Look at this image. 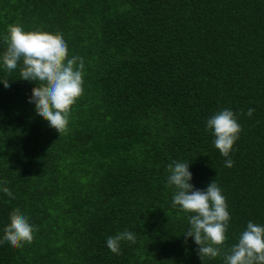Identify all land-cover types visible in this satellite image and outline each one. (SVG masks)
<instances>
[{
    "label": "trees",
    "instance_id": "1",
    "mask_svg": "<svg viewBox=\"0 0 264 264\" xmlns=\"http://www.w3.org/2000/svg\"><path fill=\"white\" fill-rule=\"evenodd\" d=\"M17 23L61 34L84 83L60 134L29 102L37 83L0 59V239L17 208L38 229L0 245V264H224L185 241L174 160L195 188L222 189V251L248 221L264 225V0H0V57ZM224 109L242 127L229 157L206 127ZM124 230L136 243L115 254L107 238Z\"/></svg>",
    "mask_w": 264,
    "mask_h": 264
},
{
    "label": "clouds",
    "instance_id": "2",
    "mask_svg": "<svg viewBox=\"0 0 264 264\" xmlns=\"http://www.w3.org/2000/svg\"><path fill=\"white\" fill-rule=\"evenodd\" d=\"M4 43L2 63L9 73L20 67V78L35 81L29 102L35 104L37 115L48 121L49 126L60 134L66 130L70 109L83 92V59L78 56L69 58L66 40L59 33L42 29L25 30L22 24L8 26ZM22 62V64H21ZM79 62V63H78ZM10 79H3L4 86L10 87ZM255 109L249 108L248 116ZM206 127L214 135V145L224 157H229L235 142L242 131L237 115L231 109L215 113L206 121ZM190 163L172 161L167 166L170 175L167 186L175 187L172 206L188 215L190 227L184 232L185 241L193 237L199 246V257L216 258L223 256L224 264H264V225L248 221L247 227L239 236L238 243L227 251V231L230 212L226 197L216 180L211 181L206 190L197 189L190 182L193 174ZM226 167L234 166L232 159L225 160ZM7 184L5 180L0 182ZM2 191L14 198L13 192L4 186ZM38 230L29 222V217L19 208L10 214V223L4 229L0 245L10 243L13 247H22L31 243L34 231ZM121 241L136 243L133 232L124 230L107 238V247L111 252L120 254Z\"/></svg>",
    "mask_w": 264,
    "mask_h": 264
}]
</instances>
